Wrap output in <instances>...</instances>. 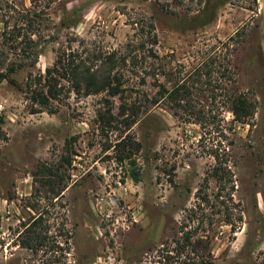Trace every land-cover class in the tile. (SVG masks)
Masks as SVG:
<instances>
[{
	"label": "rangeland",
	"instance_id": "obj_1",
	"mask_svg": "<svg viewBox=\"0 0 264 264\" xmlns=\"http://www.w3.org/2000/svg\"><path fill=\"white\" fill-rule=\"evenodd\" d=\"M7 6L31 4L0 0L13 26ZM39 10L46 42L26 62L35 66L11 77L19 85L44 74L61 48L115 50L153 24L168 75L157 81L172 90L180 77L189 112L207 117L163 103L131 127H108L95 117L102 97L74 95L56 114H30L26 96L3 82L0 264L46 263L18 246L32 194L49 236L65 225L70 253L60 264H264V0H41ZM233 96L251 106L243 124ZM47 181L67 187L59 202Z\"/></svg>",
	"mask_w": 264,
	"mask_h": 264
},
{
	"label": "trees",
	"instance_id": "obj_2",
	"mask_svg": "<svg viewBox=\"0 0 264 264\" xmlns=\"http://www.w3.org/2000/svg\"><path fill=\"white\" fill-rule=\"evenodd\" d=\"M40 1L30 0L31 7L22 10L7 6L8 11L15 14L9 17L14 20L13 26H10V20L4 21L6 15L0 16V85L7 82L22 92L29 103L30 114H56L74 95L77 99L102 97L99 108L95 110V117L100 125L108 127L119 119H123L126 127H131L150 107L163 103L172 105L176 110L187 111L183 113L199 123L205 120L206 113L189 112L188 100L191 93L184 80L176 78L172 90L157 81V77L165 79L168 75L163 58L156 52L158 37L153 24L146 29H134L128 43L115 50L92 51L84 46L79 50L70 46L61 48L53 65L44 74L30 73L25 84L19 85L11 77L27 67H34L35 65H27L26 62L36 57V49L46 42L42 24L47 15L39 10ZM54 1L60 0H50V3ZM10 51H18L23 61L7 63V52ZM150 79L155 81L154 85L158 89L157 96L153 98L145 91ZM230 104L235 121L243 124L242 119L250 113V104L242 96H233ZM115 109L117 115H114ZM175 116L178 117L179 114L175 113ZM2 124L0 122V140L3 139ZM54 184L47 181V185L51 186L52 200L59 202L67 187L57 190ZM39 198L36 194L26 198L34 216L21 224L18 246L33 254L41 252L44 257L48 256L44 264H60L61 258L66 259L70 253L69 236L64 224H61L59 235L49 236L47 220L43 213L38 212L37 205H34ZM33 200L36 202L30 206ZM63 237L64 242H59L58 238ZM184 249L182 247V251ZM164 253L167 254V251ZM177 255L183 256L182 252ZM166 259H169L167 255ZM162 264L168 263L165 261ZM191 264L206 262L202 259Z\"/></svg>",
	"mask_w": 264,
	"mask_h": 264
}]
</instances>
